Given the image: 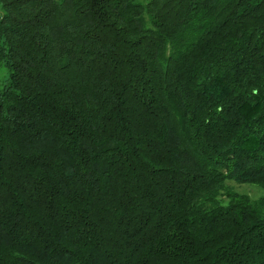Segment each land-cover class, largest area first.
Segmentation results:
<instances>
[{
  "label": "trees",
  "instance_id": "1",
  "mask_svg": "<svg viewBox=\"0 0 264 264\" xmlns=\"http://www.w3.org/2000/svg\"><path fill=\"white\" fill-rule=\"evenodd\" d=\"M0 264H264V0H0Z\"/></svg>",
  "mask_w": 264,
  "mask_h": 264
},
{
  "label": "rangeland",
  "instance_id": "2",
  "mask_svg": "<svg viewBox=\"0 0 264 264\" xmlns=\"http://www.w3.org/2000/svg\"><path fill=\"white\" fill-rule=\"evenodd\" d=\"M59 2L60 0H56ZM147 0H138L139 3H144ZM8 77L9 73L7 68H5L0 63V90L7 85L8 83ZM226 186L230 188L232 192L243 194L247 196L250 200H256L262 195H264V190L258 186L252 185V184H237L233 181H226Z\"/></svg>",
  "mask_w": 264,
  "mask_h": 264
}]
</instances>
